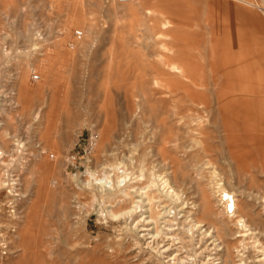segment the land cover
<instances>
[{
    "label": "rangeland",
    "instance_id": "obj_1",
    "mask_svg": "<svg viewBox=\"0 0 264 264\" xmlns=\"http://www.w3.org/2000/svg\"><path fill=\"white\" fill-rule=\"evenodd\" d=\"M243 7L264 20L259 7L239 0H0V144L22 143L3 157L22 194L8 198L6 211L19 214L0 264H168L162 249L185 257L188 227L209 264H220L224 241L235 260L257 259L264 42ZM92 129L100 136L87 153ZM124 162L132 168L127 189L99 192V178L119 184ZM161 174L185 189L170 223L160 215L172 199L153 184ZM214 180L234 192L235 215L225 212ZM206 196L216 214L203 210ZM134 199L156 221L139 211L133 222L105 218ZM155 226L166 232L153 242Z\"/></svg>",
    "mask_w": 264,
    "mask_h": 264
},
{
    "label": "bare ground",
    "instance_id": "obj_2",
    "mask_svg": "<svg viewBox=\"0 0 264 264\" xmlns=\"http://www.w3.org/2000/svg\"><path fill=\"white\" fill-rule=\"evenodd\" d=\"M131 1V0H129ZM127 1V2H129ZM120 2V1H119ZM127 2H121V3H127ZM242 2H245L242 0ZM246 3V2H245ZM251 5V4H250ZM262 5H264V1L262 2H257L256 6L259 7L258 9L261 10L262 8ZM4 95V94H3ZM2 96V95H1ZM4 97H0V108H2V104H4V100H3ZM4 102V103H3ZM11 138V137H10ZM1 139V138H0ZM14 140V139H12ZM11 140V141H12ZM14 142L13 145L11 144V147H10V143L6 142L4 139H3V143L4 145H1L0 144V216L3 215L4 218H2L3 220H0V257L3 256V254L7 253V251L10 249V245H11V234L15 233L16 230H13V226L15 225H12L13 223H16V220L18 218V212L17 211H11V213L9 214L6 209H7V203H8V198L9 197H12L13 199V203L14 201L16 200H19L20 197H21V190H20V182H21V179L20 177H17L15 176V174L13 173H10V169L11 167L8 166V164H6V162L3 160V157L7 154H11V155H14L15 154V151L18 150V148L20 146H22V143L20 140H18V143H17V140L15 141H12ZM17 144H16V143ZM133 152V151H132ZM134 153V152H133ZM132 158L133 156L130 155ZM15 157V156H14ZM5 158V157H4ZM130 158V157H129ZM129 160V159H128ZM132 160V159H131ZM134 160V159H133ZM130 161V160H129ZM126 162V161H125ZM124 162V165L120 168H117L118 169V173L120 175V177L122 178L120 181H119V184H114L115 182H113V180L109 179V180H104L105 177L103 178H99V180H97V184L95 185L96 189L99 190V192L103 193V194H109V193H114L115 192H119L120 190H122L123 192L127 189V182H126V176L128 175H131L132 174V168H130L128 165H126V163ZM131 162V161H130ZM133 162V161H132ZM133 167V165H132ZM12 169V168H11ZM15 170V169H13ZM3 171V172H2ZM142 172L145 171V170H141ZM13 172V171H12ZM174 172V171H173ZM215 172V171H214ZM144 173V172H143ZM108 174V173H107ZM116 174V173H115ZM106 175V174H105ZM152 175H155V174H152ZM142 176V175H141ZM144 176H145V173H144ZM150 176V175H149ZM202 176V175H201ZM214 176V175H213ZM119 177V176H118ZM135 177V176H134ZM146 177V176H145ZM154 177H157V176H154ZM171 177V176H170ZM169 177V175L167 174H164V175H159L158 178H154L153 180V184H159L158 186L162 185L163 184V189H166V192H167V195L169 196L168 198H171L172 201L170 203L169 206H165V207H162L163 208V213L160 215L162 216L166 221H168V223H170L171 220H176L178 219V216H180L179 214V211L177 213V211L175 210V208H177L179 205H178V201L183 198L181 195L184 193V187L183 186H173L171 185V178ZM215 177V176H214ZM110 178V177H109ZM137 178V177H135ZM130 179V178H129ZM214 179V178H213ZM175 180V179H174ZM218 180V179H217ZM217 180H214V187L217 188V191L219 192L220 194V198H219V201L220 203L222 204H225V212L227 214H229V208H233L232 210V213L233 215H235V211L237 209V203H236V199H235V195H234V192L228 190L227 188H225L223 186L222 183L218 182ZM117 181V180H116ZM133 181V180H132ZM150 181V180H149ZM176 181V180H175ZM222 181V180H221ZM150 183V182H149ZM161 183V184H160ZM213 184V183H212ZM93 185V184H92ZM91 185V186H92ZM150 185V184H149ZM176 185V184H175ZM183 185V184H182ZM146 187V186H145ZM212 187V185H211ZM126 188V189H125ZM132 188V187H131ZM159 188V187H158ZM129 190V189H128ZM139 190V189H137ZM142 190V189H141ZM213 190V189H212ZM129 191H132V190H129ZM204 192V191H203ZM138 195H142V194H139ZM152 195V193H151ZM114 197V195H112ZM134 196V195H132ZM112 197V198H113ZM143 197V196H142ZM159 197V196H158ZM154 198V197H153ZM160 198V197H159ZM205 198V197H204ZM203 198V199H204ZM120 199V197H119ZM122 199V198H121ZM120 199V200H121ZM6 200V201H5ZM206 202H204V207H203V210H206L208 211V213H210L211 215L213 214H216V211L214 209V207L212 206V204H210V200L208 198V196H206ZM5 201V202H4ZM10 201V199H9ZM182 201V200H181ZM12 202H9L10 204ZM115 202V201H114ZM145 202V201H144ZM143 200L140 199V200H135L132 201L131 205L129 206V208L126 210H122V212L120 213H115L114 210H107L106 211V214L104 215L105 218H112L114 220H118L117 218H119L120 216H125V215H128L129 218H132V222L135 221V214L139 211L141 213V215L143 216L145 213L148 214V210H143V208H146L145 206H143ZM212 202V201H211ZM146 203V202H145ZM174 204L173 206L171 204ZM219 203V204H220ZM155 204V203H154ZM180 204V203H179ZM160 205V204H159ZM9 206V205H8ZM13 206V205H12ZM10 207V206H9ZM79 207V206H78ZM154 207V206H153ZM197 207V206H196ZM11 208V207H10ZM13 208V207H12ZM15 210V209H14ZM116 210V209H115ZM191 210V209H190ZM202 210V211H203ZM150 214L148 216H146V218H142L145 222L149 223V224H152L153 221H156V217L155 215L152 214V208L150 209ZM250 212V211H249ZM206 213V212H204ZM220 214V213H219ZM140 215V214H139ZM171 217H174L173 219L170 218ZM240 219L237 220V224H241L240 226H246L245 224V220L242 219L241 217H239ZM140 219V218H139ZM196 219V218H195ZM199 219V218H198ZM113 220V221H114ZM120 220V219H119ZM125 223H129L127 225H129V229L131 231H134L135 229V226L136 225H132L131 223L132 222H129L126 219H122ZM256 220V219H255ZM189 221V220H188ZM225 221V220H224ZM259 221V220H258ZM117 222V221H116ZM120 222V221H119ZM175 222V221H174ZM228 221H225V223L228 225L227 223ZM256 222V221H255ZM167 223V222H166ZM119 224V223H118ZM177 224V223H176ZM182 225V224H181ZM117 226V225H116ZM119 226H122V225H119ZM118 226V227H119ZM178 226V225H177ZM204 226L205 224L203 223V221L201 220H195L194 223H193V227H196L197 229H200L201 232H202V229L204 230V232L202 233H205V234H209V228H205L204 229ZM16 227V226H15ZM137 227V226H136ZM151 227V226H150ZM182 227V226H181ZM209 227V226H208ZM17 228V227H16ZM145 228V227H144ZM158 227L155 226L153 229L155 230L153 233L151 231H149L148 233L149 234H152V237H153V242H155V238L159 237V235L161 233H164L165 232H161V231H158L157 229ZM187 228V227H186ZM189 228V227H188ZM188 230V234L187 236L189 237L188 239V242L187 244H185L186 246V253H185V257H181L178 253L173 255L172 252H171V249L173 246H169L165 249H162L161 252H163V254L167 255L168 257H170L169 259H167V263L168 264H209V260L206 261V257H205V251L202 249H200V247L196 246L195 242H194V238L189 235V232L191 231V228H189ZM147 229V228H146ZM211 229V228H210ZM262 229V228H261ZM5 230V231H4ZM140 230V229H139ZM149 230V229H147ZM170 230V229H169ZM169 233V232H168ZM172 233V232H171ZM212 234V232H211ZM163 235V234H162ZM222 235V234H221ZM146 236V234L144 235ZM194 236V235H193ZM213 236V235H212ZM163 237V236H162ZM186 237V236H185ZM184 237V238H185ZM158 239V238H157ZM180 239V237H179ZM258 239V238H257ZM184 240V239H183ZM167 241V240H166ZM216 241V240H215ZM159 242V241H158ZM163 242V241H162ZM258 242V241H257ZM168 243V242H166ZM186 243V241H185ZM164 245V244H163ZM217 245V244H215ZM184 246V245H183ZM184 246V247H185ZM201 246V244H200ZM259 247V252L260 254L258 255L257 259L255 258V260H250V259H247V258H244V257H239L238 260H235L234 259V256H233V248L232 246L230 245V243L228 242H225L224 241V246L221 250V252L219 253L220 255V258L218 259H221L220 261V264H264V243H260V245L258 246ZM163 248V247H162ZM176 248V247H175ZM216 248V247H215ZM2 251V252H1ZM156 255V254H155ZM164 255V256H165ZM242 255V254H241ZM9 256V255H8ZM184 258L186 260H184ZM254 258V257H252Z\"/></svg>",
    "mask_w": 264,
    "mask_h": 264
},
{
    "label": "crops",
    "instance_id": "obj_3",
    "mask_svg": "<svg viewBox=\"0 0 264 264\" xmlns=\"http://www.w3.org/2000/svg\"><path fill=\"white\" fill-rule=\"evenodd\" d=\"M239 1H242V0H239ZM243 1H245L246 4H249V5L251 4V5H254L255 7H257L256 3L259 0H255L254 2H252L250 0H243ZM239 9H240L239 13H241L243 19L246 22H248V24L252 27L254 32L258 33L261 36V39L264 42V20H263V18L257 12L252 11L247 7H243V8H239Z\"/></svg>",
    "mask_w": 264,
    "mask_h": 264
},
{
    "label": "built area",
    "instance_id": "obj_4",
    "mask_svg": "<svg viewBox=\"0 0 264 264\" xmlns=\"http://www.w3.org/2000/svg\"><path fill=\"white\" fill-rule=\"evenodd\" d=\"M120 2H127L129 0H119ZM261 11L262 13L264 14V7L261 8ZM83 36V32L80 30V29H76L75 32H74V38L76 39H80L81 37ZM74 43H71V46H73ZM40 78V75L39 74H36L34 73L33 74V79L34 80H37ZM99 136H100V133L97 129H92L90 130L89 132V137H88V140H87V145H86V152L87 153H91L93 151V149L95 148L97 142H98V139H99ZM74 157L75 156H72L70 157V159L74 160ZM229 212L231 213L232 212V208L230 207L229 208Z\"/></svg>",
    "mask_w": 264,
    "mask_h": 264
}]
</instances>
